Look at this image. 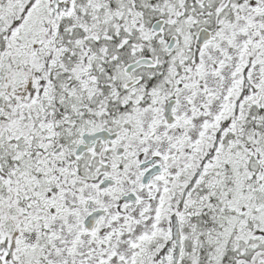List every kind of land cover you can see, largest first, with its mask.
Returning a JSON list of instances; mask_svg holds the SVG:
<instances>
[{
	"label": "snow or ice",
	"instance_id": "1",
	"mask_svg": "<svg viewBox=\"0 0 264 264\" xmlns=\"http://www.w3.org/2000/svg\"><path fill=\"white\" fill-rule=\"evenodd\" d=\"M0 264H264V0H0Z\"/></svg>",
	"mask_w": 264,
	"mask_h": 264
}]
</instances>
